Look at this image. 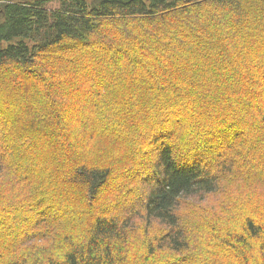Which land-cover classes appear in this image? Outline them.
I'll return each instance as SVG.
<instances>
[{
  "label": "trees",
  "instance_id": "trees-1",
  "mask_svg": "<svg viewBox=\"0 0 264 264\" xmlns=\"http://www.w3.org/2000/svg\"><path fill=\"white\" fill-rule=\"evenodd\" d=\"M0 264H264V0H0Z\"/></svg>",
  "mask_w": 264,
  "mask_h": 264
}]
</instances>
